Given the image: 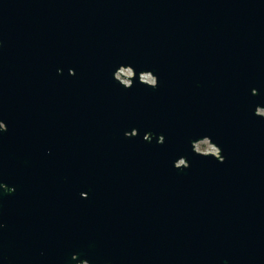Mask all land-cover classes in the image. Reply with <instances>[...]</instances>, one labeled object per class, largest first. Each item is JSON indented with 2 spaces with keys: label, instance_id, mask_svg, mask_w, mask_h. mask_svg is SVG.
I'll return each mask as SVG.
<instances>
[{
  "label": "water",
  "instance_id": "water-1",
  "mask_svg": "<svg viewBox=\"0 0 264 264\" xmlns=\"http://www.w3.org/2000/svg\"><path fill=\"white\" fill-rule=\"evenodd\" d=\"M259 110L264 0H0V264H264Z\"/></svg>",
  "mask_w": 264,
  "mask_h": 264
},
{
  "label": "rangeland",
  "instance_id": "rangeland-1",
  "mask_svg": "<svg viewBox=\"0 0 264 264\" xmlns=\"http://www.w3.org/2000/svg\"><path fill=\"white\" fill-rule=\"evenodd\" d=\"M130 75H131V71L129 69H122L121 73L117 74V76L124 82H128L127 77ZM142 79L149 82H153V78L150 75H143ZM259 112L264 114V110H259ZM195 148L201 152H214V153L216 152V149L207 140H203L196 143Z\"/></svg>",
  "mask_w": 264,
  "mask_h": 264
}]
</instances>
